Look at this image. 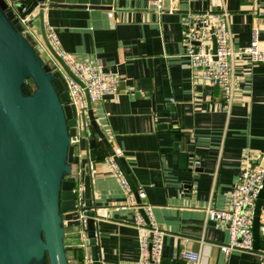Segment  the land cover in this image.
<instances>
[{"label": "crops", "instance_id": "obj_1", "mask_svg": "<svg viewBox=\"0 0 264 264\" xmlns=\"http://www.w3.org/2000/svg\"><path fill=\"white\" fill-rule=\"evenodd\" d=\"M163 6L157 9L154 0H113L109 8L45 5L44 23L62 49L78 60L100 62L118 78L117 92L94 102L93 115L112 147L121 149L135 190L142 188V200L152 205V219L163 231L162 264H189L183 250L198 251L199 264H258L252 251L220 248L229 238L227 224L209 218L207 208H226L245 152L264 155V61L252 62L248 53H235L234 96L228 111L222 109L220 87L201 78L183 54L182 17L188 10L224 7L233 48L248 46L256 28L264 52V0H163ZM33 24L40 28L37 18ZM168 102L174 105L176 122L160 127L156 112ZM83 142L82 137L72 166L82 174ZM188 143L193 145L197 171L188 169L192 162L181 167L180 155ZM97 150L102 159L91 169V183L98 205L100 264H136L138 209L109 169L108 152L100 142ZM184 180H190L189 187ZM64 222L65 245L90 256L89 245L80 246L87 231L77 210L65 212ZM257 249H264V231Z\"/></svg>", "mask_w": 264, "mask_h": 264}, {"label": "water", "instance_id": "obj_2", "mask_svg": "<svg viewBox=\"0 0 264 264\" xmlns=\"http://www.w3.org/2000/svg\"><path fill=\"white\" fill-rule=\"evenodd\" d=\"M112 3L113 0H0V264H69L64 213L76 210L74 187L78 178L73 174L75 146L70 138L78 134V122L86 157L81 179L90 259L91 264H100L95 225L98 205L92 193L91 169L96 160L102 159L97 143L111 154L113 147L95 120L87 90L86 111L80 119L74 115L62 78L45 62L30 35L23 32L19 16L32 15L29 21L38 19L42 39L54 60L77 80L47 37L43 8H109ZM109 96L112 94L105 97ZM156 116L160 127H171L176 122L172 102L165 103ZM174 138L177 143L180 134L176 132ZM114 159L139 201L123 157L114 155ZM180 159L181 167L192 162L193 167L188 169L198 170L191 143ZM189 181H183L185 187H189ZM263 203L264 181L254 207L256 249ZM141 213L144 215L142 209Z\"/></svg>", "mask_w": 264, "mask_h": 264}, {"label": "built area", "instance_id": "obj_3", "mask_svg": "<svg viewBox=\"0 0 264 264\" xmlns=\"http://www.w3.org/2000/svg\"><path fill=\"white\" fill-rule=\"evenodd\" d=\"M154 3L157 9L164 8L163 0H154ZM25 20V17H19L23 32ZM182 24L183 54L188 58L192 69L201 78L220 87L224 96V104L221 107L228 111L234 96L231 64L235 53H248L252 62L264 61V52L260 48L256 28L253 29L249 45L237 51L231 43L229 11L224 7L204 11L188 10L183 14ZM45 29L51 45L77 78L76 80L69 75L57 61L54 60L51 64L53 72L58 71V75L62 78L65 89L69 93V102L74 115L80 119L82 113L86 111L85 90H87L90 102L93 104L106 95H114L117 92L118 78L115 72L104 69L100 62L76 59L73 53L59 46L57 36L50 27ZM37 43L41 49H46L42 37L38 39ZM80 127V122H78V134L70 138V142L75 146V155H80L81 152ZM114 155H121V149L113 148L112 154H106L105 161L120 185L128 191L130 202L138 209L136 224L139 228V258L136 264H162L163 231L152 219V205L142 200L145 195L142 188L136 189L139 201L135 199V192L130 189L126 177L114 159ZM73 174L78 178L74 187L77 193L75 202L78 220L84 228L87 216L83 207L82 173L81 170H78L73 171ZM263 181L264 155L255 157L245 152L242 156L240 175L229 192V202L226 208H207L209 218L223 219L227 224L229 238L227 243L220 244V248L224 252L229 250L252 251L256 255L258 264H264V249L254 248L252 225L255 202ZM141 209L144 215L141 213ZM259 230L264 231V223L260 224ZM83 235L84 239L80 246L86 247L89 243L85 236V229ZM182 256L189 261V264H199L200 262L198 251L183 250Z\"/></svg>", "mask_w": 264, "mask_h": 264}, {"label": "rangeland", "instance_id": "obj_4", "mask_svg": "<svg viewBox=\"0 0 264 264\" xmlns=\"http://www.w3.org/2000/svg\"><path fill=\"white\" fill-rule=\"evenodd\" d=\"M31 16L32 15L25 16L26 20L24 22V25H25L24 33L29 34L31 36V40L34 42V44L40 48V46L37 43L38 39H40V37H42L41 32H40V28L39 27L36 28L35 25L33 24V21H29ZM19 17H22V16H19ZM40 54L43 57V59L45 60V62H48L49 65L53 64L54 58H53L50 50L47 48V46H46V49L40 48ZM55 73L58 75V71H55ZM66 247H67V253H68V258H69V264H91L90 256L88 257L85 254L77 253L76 251L73 252L72 251L73 249H71L70 246H66Z\"/></svg>", "mask_w": 264, "mask_h": 264}]
</instances>
